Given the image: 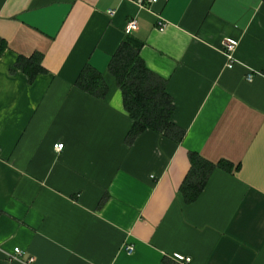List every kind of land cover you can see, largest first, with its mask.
Listing matches in <instances>:
<instances>
[{
  "label": "crops",
  "instance_id": "1",
  "mask_svg": "<svg viewBox=\"0 0 264 264\" xmlns=\"http://www.w3.org/2000/svg\"><path fill=\"white\" fill-rule=\"evenodd\" d=\"M132 19L178 143L127 140L108 64ZM0 38V264H264V0H0ZM35 53L29 81L14 66ZM86 65L103 98L75 85ZM190 153L215 168L187 203Z\"/></svg>",
  "mask_w": 264,
  "mask_h": 264
},
{
  "label": "trees",
  "instance_id": "2",
  "mask_svg": "<svg viewBox=\"0 0 264 264\" xmlns=\"http://www.w3.org/2000/svg\"><path fill=\"white\" fill-rule=\"evenodd\" d=\"M141 47L142 42L126 34L108 64V71L115 78L121 92L123 107L132 120L127 140H132L145 130H153L171 137L178 143L182 140L184 132L171 122V98L165 91L164 82L149 72L141 60ZM4 48L5 44L0 38V54ZM41 61L42 55L35 53L29 58L19 57L14 67L32 81L36 75L44 72ZM75 85L80 90L100 98L105 96L107 90L101 74L90 65L83 67ZM189 162L190 168L179 188L187 203L198 197L215 168L214 164L202 159L197 153L189 154ZM218 165L226 168L225 164Z\"/></svg>",
  "mask_w": 264,
  "mask_h": 264
},
{
  "label": "built area",
  "instance_id": "3",
  "mask_svg": "<svg viewBox=\"0 0 264 264\" xmlns=\"http://www.w3.org/2000/svg\"><path fill=\"white\" fill-rule=\"evenodd\" d=\"M157 0H151V3H155ZM108 13L110 15L113 14V10H109ZM165 27L164 22L159 21L158 22V28L159 30H162ZM137 30V22L132 19L129 22H127L126 26H125V30L124 33L125 34H130L134 31ZM238 46V42L234 39H230V38H224L221 42V49H222V53L223 56L225 57V59L227 60V68H231L236 60H235V52ZM248 81L251 80V76H248ZM63 148V144H56L54 145V149L55 151H61V149ZM125 251L127 252V254H132L133 253V247L132 246H126L125 247ZM17 255H20V250H18V248H15L13 250V254L10 255L9 257L12 260H16L17 259ZM173 260H175L176 262H178L179 264H187L190 262V258L188 257H183L179 254H174L172 256ZM32 262V260H30V263Z\"/></svg>",
  "mask_w": 264,
  "mask_h": 264
}]
</instances>
